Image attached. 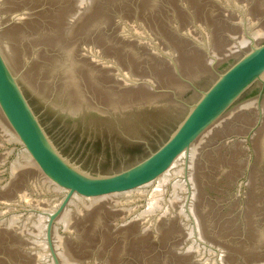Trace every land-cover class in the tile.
Masks as SVG:
<instances>
[{
    "label": "water",
    "instance_id": "obj_1",
    "mask_svg": "<svg viewBox=\"0 0 264 264\" xmlns=\"http://www.w3.org/2000/svg\"><path fill=\"white\" fill-rule=\"evenodd\" d=\"M0 264H264V0H0Z\"/></svg>",
    "mask_w": 264,
    "mask_h": 264
}]
</instances>
